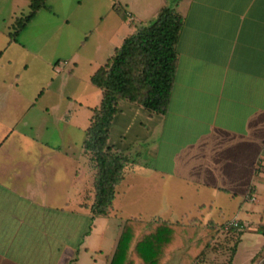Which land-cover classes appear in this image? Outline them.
Masks as SVG:
<instances>
[{
  "label": "crops",
  "instance_id": "1",
  "mask_svg": "<svg viewBox=\"0 0 264 264\" xmlns=\"http://www.w3.org/2000/svg\"><path fill=\"white\" fill-rule=\"evenodd\" d=\"M10 1L0 22V264H108L129 219L181 223L168 229L188 237L165 264H185L200 235L187 220L221 226L228 207L250 231H234L232 264L243 236L258 242L242 264H263L264 0H48L52 12L17 41L10 26L30 0ZM166 4L184 19L168 112L120 103L109 142L134 164L114 212L94 218L83 207L94 179L83 144L102 97L91 78L132 24ZM224 233L193 264H206Z\"/></svg>",
  "mask_w": 264,
  "mask_h": 264
},
{
  "label": "trees",
  "instance_id": "2",
  "mask_svg": "<svg viewBox=\"0 0 264 264\" xmlns=\"http://www.w3.org/2000/svg\"><path fill=\"white\" fill-rule=\"evenodd\" d=\"M52 12L48 0H30L29 13L17 17L8 33L17 41L20 34L41 11ZM184 19L174 7L166 4L146 24H132L131 32L113 54L92 76L91 82L102 94L100 103L91 108L90 125L83 144L89 167L94 171L93 191L88 193L83 207L94 218L109 217L115 210L118 186L132 166V159L110 145L113 122L121 102L138 106L152 116L168 112L179 62L178 42ZM202 208V207H201ZM205 208V207H203ZM181 223L143 224L137 219L127 220L108 264H165L184 240V231H169ZM194 234L199 235L184 257L185 264H193L211 247L223 225L210 221L203 228L199 218L187 220ZM242 231L231 229L230 232ZM188 237V236H187ZM232 250V255L235 253ZM229 264H232V256ZM264 264V263H263Z\"/></svg>",
  "mask_w": 264,
  "mask_h": 264
},
{
  "label": "rangeland",
  "instance_id": "3",
  "mask_svg": "<svg viewBox=\"0 0 264 264\" xmlns=\"http://www.w3.org/2000/svg\"><path fill=\"white\" fill-rule=\"evenodd\" d=\"M10 8H11V1L10 0H0V22L6 21L9 19ZM45 11L46 10L39 12L34 19H40L41 15L43 13H46ZM28 13H29V8L25 9V11L17 13L15 15L16 17L14 18V20L17 17H19L21 14H28ZM43 17L46 18V16H43ZM129 198L131 200L133 197L130 196ZM129 206H131V204ZM230 206H232V205H230ZM232 209L233 208L228 207V211H226V213H225V219H227L228 221L237 220V219H233V216L231 215L232 213L230 211H233ZM132 212H133V207H132ZM218 220L220 221L222 219L219 218ZM245 220H247V222H249V224H251V222H252V220L250 218L245 219ZM240 223H241V226L243 227L242 232L244 231V234L246 236V234L250 233V231H248L249 225L244 224L242 222H240ZM195 233H198V232L196 231ZM234 233L235 232H228V233L222 234V236L219 238V242L217 243V246H215L211 252H208L207 258L206 257L204 258V261L207 259L206 264H229V259L232 255V250H233L232 249L233 243L236 241V239H238V237L235 236ZM117 235H119V231H109L108 235H107V239H109L110 237L116 238ZM241 236H243V235H241ZM245 236L241 237L243 242L239 246L240 252H239L238 259H237L238 263H241V264L243 261L246 262L247 257H250V252L255 250L256 244L258 242V239L255 237H249L248 238ZM107 242H110V241H107ZM212 252L217 257H216V259H213L212 262H210V259H212Z\"/></svg>",
  "mask_w": 264,
  "mask_h": 264
},
{
  "label": "built area",
  "instance_id": "4",
  "mask_svg": "<svg viewBox=\"0 0 264 264\" xmlns=\"http://www.w3.org/2000/svg\"><path fill=\"white\" fill-rule=\"evenodd\" d=\"M68 64L67 61H62V62H59L57 65H56V68L57 69H60L61 67L63 66H66ZM242 226H241V223L238 221V220H233V221H227L224 226H223V231L228 233L230 232L231 229H237V230H240L242 231Z\"/></svg>",
  "mask_w": 264,
  "mask_h": 264
}]
</instances>
